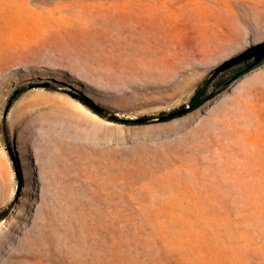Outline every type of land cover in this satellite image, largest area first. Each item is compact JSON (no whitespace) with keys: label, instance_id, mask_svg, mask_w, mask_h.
Here are the masks:
<instances>
[{"label":"rangeland","instance_id":"374dc122","mask_svg":"<svg viewBox=\"0 0 264 264\" xmlns=\"http://www.w3.org/2000/svg\"><path fill=\"white\" fill-rule=\"evenodd\" d=\"M262 42L264 0H0V264H264V63L130 123Z\"/></svg>","mask_w":264,"mask_h":264},{"label":"water","instance_id":"95a60500","mask_svg":"<svg viewBox=\"0 0 264 264\" xmlns=\"http://www.w3.org/2000/svg\"><path fill=\"white\" fill-rule=\"evenodd\" d=\"M251 63L250 69H255L264 63V42L256 44L246 51L236 55L235 57L227 60L221 66L215 68L210 75L207 77V80L215 81L221 74L226 72L229 69L239 68ZM231 82H227L225 86L227 87ZM96 112L101 115H106L109 118L114 119L115 117L112 116L110 113L104 112L101 109L93 107ZM190 113V106H186L183 109H179L175 112L169 113L167 115L157 116V117H150V118H137V122L142 123H152V122H162L174 117H180ZM8 150L9 153L13 156V152L11 149L10 144L8 143Z\"/></svg>","mask_w":264,"mask_h":264},{"label":"trees","instance_id":"16d2710c","mask_svg":"<svg viewBox=\"0 0 264 264\" xmlns=\"http://www.w3.org/2000/svg\"><path fill=\"white\" fill-rule=\"evenodd\" d=\"M251 63H248L247 65L243 67H239L238 69L235 70L233 75L229 77L227 80H218V81H212V80H207L204 83L200 84L192 96L191 100L189 101L188 105H183L179 109H183L186 106H190V112H193L197 109H199L201 106H203L205 103H207L209 100L215 98L218 94L222 93L227 87L225 84L227 82H233L234 80L238 79L242 75L248 73L252 69H250ZM177 109V110H179ZM177 110H174L172 112H175ZM170 112V113H172ZM169 113H161L159 116L162 115H167ZM177 117V116H176ZM174 117V118H176ZM179 117V116H178ZM171 118V119H174ZM168 119V120H171ZM166 120V121H168ZM137 121L136 120H131V124H135ZM7 215V212L3 213L1 216V219H3Z\"/></svg>","mask_w":264,"mask_h":264},{"label":"bare ground","instance_id":"6f19581e","mask_svg":"<svg viewBox=\"0 0 264 264\" xmlns=\"http://www.w3.org/2000/svg\"><path fill=\"white\" fill-rule=\"evenodd\" d=\"M73 73V72H72ZM252 74V73H251ZM250 76V75H249ZM248 77V76H247ZM249 78V77H248ZM245 78L243 77L242 79H240V82L242 81H245L244 80ZM239 83V82H238ZM244 83V82H243ZM228 97V92H223L221 93L219 96L209 100V101H212V102H215V101H225ZM78 104V107L81 108L84 112L90 114L91 116H93L94 118H97V119H100V120H103L107 123H111L109 121H106L104 120L103 118H101L100 116H98L97 114H95L94 112H92L91 110H89L87 107H85L82 103H77ZM211 104V103H210ZM207 106H209L208 102L206 104H204L203 106H201L199 109L193 111L192 113L193 114H199L201 109L203 108H206ZM10 220L5 218L2 220V222H0V232L1 231H4V229H7V224Z\"/></svg>","mask_w":264,"mask_h":264},{"label":"crops","instance_id":"0c3cea01","mask_svg":"<svg viewBox=\"0 0 264 264\" xmlns=\"http://www.w3.org/2000/svg\"><path fill=\"white\" fill-rule=\"evenodd\" d=\"M226 101V100H225Z\"/></svg>","mask_w":264,"mask_h":264}]
</instances>
